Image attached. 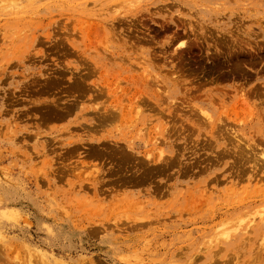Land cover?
Returning <instances> with one entry per match:
<instances>
[{
	"label": "rangeland",
	"instance_id": "374dc122",
	"mask_svg": "<svg viewBox=\"0 0 264 264\" xmlns=\"http://www.w3.org/2000/svg\"><path fill=\"white\" fill-rule=\"evenodd\" d=\"M0 264H264V0H0Z\"/></svg>",
	"mask_w": 264,
	"mask_h": 264
},
{
	"label": "bare ground",
	"instance_id": "6f19581e",
	"mask_svg": "<svg viewBox=\"0 0 264 264\" xmlns=\"http://www.w3.org/2000/svg\"><path fill=\"white\" fill-rule=\"evenodd\" d=\"M118 92V91H117ZM143 94V93H142ZM138 95V94H137ZM143 96V95H142ZM140 97V96H139ZM118 109V108H117ZM138 113V112H137ZM204 114V113H203ZM206 117H208V115L206 116Z\"/></svg>",
	"mask_w": 264,
	"mask_h": 264
}]
</instances>
